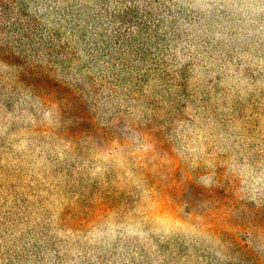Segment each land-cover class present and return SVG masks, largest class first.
Wrapping results in <instances>:
<instances>
[{
    "label": "rangeland",
    "instance_id": "374dc122",
    "mask_svg": "<svg viewBox=\"0 0 264 264\" xmlns=\"http://www.w3.org/2000/svg\"><path fill=\"white\" fill-rule=\"evenodd\" d=\"M0 61V264H264V0H42Z\"/></svg>",
    "mask_w": 264,
    "mask_h": 264
},
{
    "label": "trees",
    "instance_id": "16d2710c",
    "mask_svg": "<svg viewBox=\"0 0 264 264\" xmlns=\"http://www.w3.org/2000/svg\"><path fill=\"white\" fill-rule=\"evenodd\" d=\"M42 0H0V61L16 67L18 81L35 78L51 79L39 60L43 55L52 57L57 29H50L48 39L44 37L43 17L40 14ZM44 70V71H43ZM44 79V80H45Z\"/></svg>",
    "mask_w": 264,
    "mask_h": 264
}]
</instances>
